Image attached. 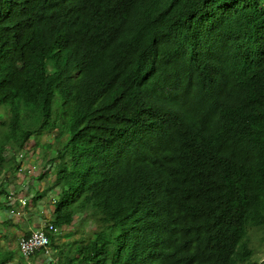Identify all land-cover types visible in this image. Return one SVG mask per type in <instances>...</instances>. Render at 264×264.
Masks as SVG:
<instances>
[{"label":"trees","instance_id":"trees-1","mask_svg":"<svg viewBox=\"0 0 264 264\" xmlns=\"http://www.w3.org/2000/svg\"><path fill=\"white\" fill-rule=\"evenodd\" d=\"M30 140L49 224H92L46 233L53 264H257L264 0H0V169Z\"/></svg>","mask_w":264,"mask_h":264},{"label":"rangeland","instance_id":"rangeland-1","mask_svg":"<svg viewBox=\"0 0 264 264\" xmlns=\"http://www.w3.org/2000/svg\"><path fill=\"white\" fill-rule=\"evenodd\" d=\"M2 119H5V117H2ZM52 136L53 132L49 134L47 132L42 133L38 138V145L40 143L44 144L45 141L50 138L52 139ZM51 142H53V140ZM28 146H30L31 149L33 148V151L31 152L27 149L28 151L22 153V157H20L23 164L27 163V169L17 172L16 168L14 169L13 166L4 168V170L0 169V180L3 179L4 182H2V184H6V186H4L6 190L9 189V186H7L8 184L18 186L20 182L17 183V181L20 178H22V181H25L24 183L28 182L25 188L19 187L21 193L25 197V205H20L19 203L17 205L14 204L11 205L12 209L8 207L7 209L9 210H7L1 206L4 201V194L0 193V248L3 249L10 248L15 251V249H17V240L22 234L32 229L41 228L49 223L48 219L52 215L53 197L56 199V192L58 191V188L54 185L55 174L54 170H52L53 164L46 160L54 156L53 147H35L33 140L29 141ZM45 152L47 156L41 158V154ZM15 155L17 156V153H15ZM3 156L6 159L9 153L5 151ZM42 189L43 192H40L39 190ZM36 193H39L40 198L32 201L31 199ZM85 217L86 215L82 213V215L74 219L73 224L70 226H63L62 229H58L57 232L55 230V242L66 243L78 237L81 230L90 229L92 224L90 222L89 226L88 220H86ZM252 246L257 247L256 241ZM13 255L15 258H18L21 264H53L55 259L54 253L50 248L47 254L40 252L35 255L33 259H29L28 257L20 258L17 252H13ZM256 259L258 261L264 260V243L261 248L257 247Z\"/></svg>","mask_w":264,"mask_h":264},{"label":"built area","instance_id":"built-area-1","mask_svg":"<svg viewBox=\"0 0 264 264\" xmlns=\"http://www.w3.org/2000/svg\"><path fill=\"white\" fill-rule=\"evenodd\" d=\"M22 157V154H18L16 160L19 161ZM23 166L20 164L18 167V171H21ZM7 202L9 204H13L15 197V191L10 189L6 195ZM17 203L20 205H24L25 199L23 197H18ZM55 228L51 224H46L41 228L32 229L29 231L27 237L20 236L17 240L16 246L21 255V257L26 258L28 255L32 254L34 251L41 249L42 253H48V238L46 233L49 231H54Z\"/></svg>","mask_w":264,"mask_h":264},{"label":"clouds","instance_id":"clouds-1","mask_svg":"<svg viewBox=\"0 0 264 264\" xmlns=\"http://www.w3.org/2000/svg\"><path fill=\"white\" fill-rule=\"evenodd\" d=\"M19 162H21V163H19ZM17 163H19V165L21 164L22 166H23V168H22V170H24V169H27L26 167H27V163H22V161H21V159L17 162ZM18 171V168L16 169V172ZM4 173H6V172H4ZM16 175V174H15ZM7 186H9V189L8 190H10V189H12V190H14L15 191V197H16V199L18 198V197H23L24 199H25V197L23 196V194L22 195H19V192H21L20 190V188H12V186L10 187V185L8 184ZM20 187V186H19ZM23 188V187H22ZM8 190H6L7 192H8ZM7 192H6V194H4L3 196H4V201L2 202V203H4L7 207H10V209H12V206L11 205H14V204H18L17 203V200L15 199L14 200V203L13 204H9L8 202H7V199H6V195H7ZM24 203H26V202H24ZM25 205V204H24ZM48 224V223H47ZM48 249H49V247H48ZM42 252V251H41ZM264 261V260H263ZM255 262L257 263V264H259L260 262H262V261H258L257 259H256V255H255Z\"/></svg>","mask_w":264,"mask_h":264},{"label":"crops","instance_id":"crops-1","mask_svg":"<svg viewBox=\"0 0 264 264\" xmlns=\"http://www.w3.org/2000/svg\"><path fill=\"white\" fill-rule=\"evenodd\" d=\"M18 182H20L19 183V185H20V187H23V188H25L26 187V184L28 183H24L25 181H22V178H20L18 181H17V183ZM24 183V184H23ZM29 184H30V182H29ZM19 185L18 186H13V185H10V187L12 186V188H19ZM19 195H22V193L21 192H19Z\"/></svg>","mask_w":264,"mask_h":264}]
</instances>
